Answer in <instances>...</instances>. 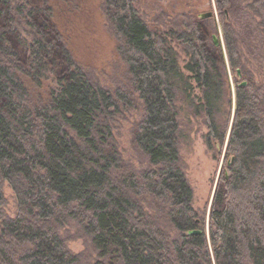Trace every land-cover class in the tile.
Returning a JSON list of instances; mask_svg holds the SVG:
<instances>
[{
    "label": "trees",
    "instance_id": "1",
    "mask_svg": "<svg viewBox=\"0 0 264 264\" xmlns=\"http://www.w3.org/2000/svg\"><path fill=\"white\" fill-rule=\"evenodd\" d=\"M237 1L217 0V6L229 66L246 77L228 20ZM245 1L264 34V0ZM46 3L0 0V264H81L59 234L68 221L87 234L95 264H213L211 251L215 264H264V85L236 81L209 236L188 235L196 212L180 167L176 101L183 97L195 114L203 111L210 139L224 141L222 57L206 52L194 20L177 37L188 57L183 70L178 53L140 18L133 0H103L127 65L128 92L142 102L132 143L146 167L137 171L112 133L119 105L129 104L126 95H112L74 63ZM57 58L65 70L52 77L51 102L29 106L24 79L41 84ZM3 182L16 198L14 218L1 208Z\"/></svg>",
    "mask_w": 264,
    "mask_h": 264
},
{
    "label": "rangeland",
    "instance_id": "2",
    "mask_svg": "<svg viewBox=\"0 0 264 264\" xmlns=\"http://www.w3.org/2000/svg\"><path fill=\"white\" fill-rule=\"evenodd\" d=\"M38 2L39 0H32ZM51 7V19L55 30L65 45L74 63L88 78L108 90L112 95L123 93L127 103L119 105L112 126V133L124 161L133 169L140 171L146 167V159L140 155L132 143V132L142 117V102L137 93L130 94L127 65L120 51V43L113 29L106 20L103 0H44ZM140 18L157 36L165 38L178 53V64L184 70L188 61L185 42L178 39L185 23L196 21L199 37L207 53L214 59L222 57L227 70V93L223 111L218 119L222 132L226 130L224 141L210 139L209 128L203 111L195 114L183 97L176 101L178 109L180 167L192 189V206L196 212L195 229L203 230L209 236V210L217 180L222 168L226 167L225 150L227 136L230 133L232 112L234 109L236 81L251 79L264 85V34L258 25L259 18L252 13L245 0H238L228 20L233 31L238 34V47L241 52V65L246 77L239 78L229 66L222 18L217 0H133ZM214 12L215 17L201 19L199 14ZM226 11V10H225ZM227 12V11H226ZM42 20V17H40ZM194 21V22H195ZM42 21H38L41 23ZM178 33V34H176ZM213 35L219 36V46L213 43ZM56 43H58L56 41ZM23 59L25 55L17 48ZM56 63V64H55ZM53 69L44 73L41 84L24 79L27 89V102L35 108L51 102L50 92L56 87L57 78L52 77L65 70L60 58L54 60ZM241 71V70H240ZM126 91L128 93H126ZM128 94V96H127ZM194 96L200 95L195 89ZM229 99V100H228ZM230 101V102H227ZM122 102V101H120ZM229 118L227 119V111ZM3 194L2 211L9 218H14L17 211L14 192L6 182L1 185ZM59 234L64 238L67 249L80 256L81 264H95L96 252L91 248L90 239L82 227L75 221H68ZM209 249L211 251V246ZM213 264L212 251L210 253Z\"/></svg>",
    "mask_w": 264,
    "mask_h": 264
},
{
    "label": "water",
    "instance_id": "3",
    "mask_svg": "<svg viewBox=\"0 0 264 264\" xmlns=\"http://www.w3.org/2000/svg\"><path fill=\"white\" fill-rule=\"evenodd\" d=\"M215 17V13L214 12H207V13H203V14H199L198 17L201 18V19H205V18H210V17ZM213 43L215 46H219L220 43V39H219V36H216V35H213ZM236 75L240 78L241 77V71L240 69H237L236 70ZM246 85V82H242L239 84V86H245ZM234 102H235V99H234ZM234 109H235V105H234ZM234 109H233V112H234ZM233 112H232V115H233ZM231 128V126H230ZM228 138H229V134L227 136V140L226 142H228ZM230 164V162H228V165ZM203 233V230L201 229H195V230H189L187 232L188 235H199V234H202Z\"/></svg>",
    "mask_w": 264,
    "mask_h": 264
}]
</instances>
